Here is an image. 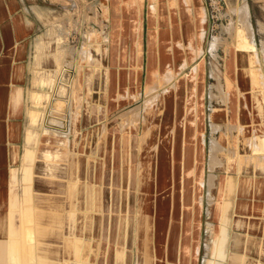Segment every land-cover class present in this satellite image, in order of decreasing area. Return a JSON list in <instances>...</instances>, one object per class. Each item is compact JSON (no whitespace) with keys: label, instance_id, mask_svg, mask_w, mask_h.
I'll use <instances>...</instances> for the list:
<instances>
[{"label":"rangeland","instance_id":"obj_1","mask_svg":"<svg viewBox=\"0 0 264 264\" xmlns=\"http://www.w3.org/2000/svg\"><path fill=\"white\" fill-rule=\"evenodd\" d=\"M203 2L207 12L204 51L202 28L205 15L198 11L194 0H185L186 6L182 1L193 28L187 37L185 46L189 56L185 60L183 47L177 46L182 34L170 31L174 28L172 18L176 19L178 29L180 27L176 1L169 7L167 0H159L158 13L163 19L171 14L172 23L167 24L161 19L160 38L156 41L154 24L152 26L149 22L151 0H144L141 84L136 89L123 83L118 88V75H112V72L118 73L115 43L122 44L123 57L119 65L122 67L130 64L131 46L125 24L115 18V14L118 17L115 0H19L20 13L30 26L26 82L29 114L23 144L25 167H34L42 129L51 126L67 128L75 145L84 128L118 123L117 199L115 188L100 182L97 169L91 174L90 181L86 179L90 182L86 185L90 190V203H96L95 208L90 205L91 211L85 213L89 216L82 217V223L89 226L88 236L98 250L97 255L102 258L107 255L106 264H110L114 242L118 245V241L121 244L131 241L129 264L136 263L138 245L134 237L139 240V235L132 234L135 211L138 210V216L139 209L150 213V208L153 217L148 220H156V224H147L150 238L155 243V264H197L198 252V264H210V260L203 262V258L205 252L208 256L210 254L211 223L217 230L220 206L217 193L221 180L227 176L225 165L236 156L259 154L260 122L263 121L264 125L263 96L259 103V93H264V85L260 83L258 71L261 68L264 77V0ZM241 2L248 6V11L249 6L251 8L255 32L249 15L245 19L234 12ZM257 19L261 20L260 23ZM37 36L43 43L39 49L33 46ZM93 44L99 47V51ZM36 60L38 65L35 66ZM169 68L173 71L164 77V82L176 79L173 83L145 88L152 74L157 70L165 73ZM36 76L38 81L34 82ZM40 80L49 82L46 91L38 87ZM253 91L254 97L250 94ZM43 93V99L36 101L37 95ZM36 116L37 120H34ZM126 135L133 138L127 136L126 140ZM230 135V141L236 135L234 155L230 154L232 150L228 147ZM181 142L185 148L190 146L194 164H181L182 159L178 163L175 158L173 161L172 151L175 156ZM74 155L77 156V151ZM173 162L181 165L178 170L176 165V169L173 168ZM194 168H197L196 180L192 174ZM173 169L179 183L182 177L186 180L184 206L178 200L180 206L177 209V222H181L183 237L179 254L177 250L170 251L176 244L168 232ZM77 189L78 179L74 178V197ZM73 207L76 211V203ZM255 234L261 237V229ZM81 238L82 234L78 236L79 240ZM221 240L215 236L213 243L218 245ZM215 252L219 256L220 250ZM250 254L255 259L256 249L252 248Z\"/></svg>","mask_w":264,"mask_h":264},{"label":"crops","instance_id":"obj_2","mask_svg":"<svg viewBox=\"0 0 264 264\" xmlns=\"http://www.w3.org/2000/svg\"><path fill=\"white\" fill-rule=\"evenodd\" d=\"M175 1L180 16V27L178 29L176 19L172 18L174 28L170 31L171 33L175 31L174 33L177 35L182 34V40L179 38L177 46L183 47L186 53L185 60H187L189 55L185 45L193 28L183 9L186 6L185 0H167L168 6L170 7ZM182 1H184V6ZM115 2L114 8H118V17L115 14V18L125 24L131 46L130 64L127 67H122L119 66L123 57L122 44L115 43L114 51L116 50L115 57L117 56L116 59H118V73L112 72V75H118V88L123 83L130 88L135 86L138 89L141 84L143 58L141 32L144 0H115ZM158 3L159 0H151L149 5V22L152 23V26L154 24L155 34L153 35L156 41L160 38V23L163 19V16L158 13ZM194 3L198 11L205 15L204 26L202 25L204 31L200 30L204 34L202 41L204 51L207 12L203 0H194ZM19 8V0H0V264H106L107 255L105 254L103 258L97 255L98 250L94 248L91 238L88 236L89 226L82 223V217L89 216L85 213L91 211L90 205L95 208L96 203H90V190L88 191L86 185H90L88 182L91 179L90 176L97 172V169L100 182L110 184L111 188L113 186L117 199L118 123L114 126L110 123L84 128L75 145L72 134L67 128L51 126L42 129L38 157L34 167H25L23 158L26 159V154L23 144L29 114L26 82L29 72L27 33L30 26L24 20ZM249 17L255 32L250 6ZM116 19L115 21H117ZM163 20L167 24L172 23L171 14L165 15ZM260 21L257 19V22L260 23ZM40 36L34 39V48L39 49L43 45L39 40ZM254 40L256 43V38ZM56 41L58 42V35ZM34 64L38 65V61L36 60ZM172 71L171 68L167 69L165 73L157 70L151 75V78H148L145 88L153 89L173 83L176 79L168 83L164 82V77L171 74ZM258 71L260 83L264 85L261 68H258ZM191 76L190 81L192 80ZM36 81H38L37 76L34 77V82ZM249 87L255 91V88ZM262 88L264 89V86ZM254 91L250 92L252 97H254ZM262 96L264 97V93H259V103ZM262 105L261 111L264 115V104ZM179 110L182 111V109ZM214 126L212 124V127ZM260 126L259 154L236 156L237 158L233 157V160L225 165L227 176L221 180L217 193L220 199L217 230L214 229L213 223L208 222L213 226V233H210L213 236L210 254L208 256L205 252L203 262L207 259L211 261V264H264L263 121L260 122ZM127 136L126 140L128 137L133 138L132 135ZM235 136H232L231 141V135L228 139L229 150H232L231 153L229 152L231 155L235 154ZM126 140L125 150L127 153ZM189 149L190 146L185 148L182 143L180 148L175 150V162L178 163L182 159L181 164H194V153ZM185 150L187 155L184 162ZM74 151H77V156L74 155ZM172 155L174 160L173 151ZM178 168L179 164L177 170ZM74 178L78 179L76 197H74ZM139 181L140 179L136 184ZM74 203L77 206L76 211L73 207ZM148 211L150 213L143 214L144 225L139 231V240L134 237L138 245L135 264H138L139 261L140 264H155V243L151 240V232L148 231L146 225V221L153 217V209L150 208ZM137 213L138 210L135 211V217H137ZM75 217L76 222L73 223ZM259 229L262 231L261 237L255 236V232ZM132 232V234L135 233V231ZM78 233L82 234L80 240ZM29 236L35 237L36 242H29ZM215 236L218 240L222 239L227 242L225 257L215 254V251L218 250V245L213 243ZM114 243L110 264H129L131 241L127 245L121 244L119 241L118 245L116 242ZM252 248H255L257 252L255 259L250 254ZM92 254H95V257H92ZM197 258L199 261V252Z\"/></svg>","mask_w":264,"mask_h":264},{"label":"bare ground","instance_id":"obj_3","mask_svg":"<svg viewBox=\"0 0 264 264\" xmlns=\"http://www.w3.org/2000/svg\"><path fill=\"white\" fill-rule=\"evenodd\" d=\"M242 3V2H241ZM234 12H235V14L237 15V14H239V15H242V17H245V19H248V15H249V11H248V6L247 5H244L243 3L240 5V6H238L236 9H234ZM249 24H250V22H249ZM250 26H251V24H250ZM251 28H252V26H251ZM194 44V43H193ZM193 44H192V42H190V45L191 46H193ZM196 45V44H195ZM93 46H94V48L97 50V51H99V47L96 45V44H93ZM194 47V46H193ZM200 51H201V48H198ZM196 51V50H195ZM96 61V60H95ZM41 81V84H39L38 85V87L40 88V89H42V91H46V89H47V87H48V85H49V82L48 83H46L45 82V80H40ZM48 95V94H47ZM38 96V99L36 100V101H38V102H40V100H42L43 99V96H45V93H43V94H39V95H37ZM49 97V96H48ZM37 102V103H38ZM40 107H41V105H39ZM36 111H34V113H35ZM32 113V112H31ZM34 115V114H33ZM39 116V115H38ZM35 117V116H34ZM33 117V118H34ZM40 117V116H39ZM34 120H37V116H36V118L34 119ZM57 122V121H56ZM36 124V123H35ZM56 125V124H55ZM182 143V142H181ZM174 144H176V143H174ZM186 155H187V152L185 151L184 152V160H185V157H186ZM174 158H175V156H174ZM174 161V160H173ZM183 161V160H182ZM174 163V165H173V167H175V165H176V163L175 162H173ZM172 163V164H173ZM172 166V165H171ZM181 165L179 164V167H180ZM176 167H177V165H176ZM172 169V168H171ZM174 169H176V168H174ZM174 169H173V172H171L172 173V192H171V211H170V213H171V215H170V222H169V230H168V232L170 233V238L172 239V242L173 243H175L176 245L175 246H173V249H171L170 251H174V250H177L178 251V254H179V250H178V248H180V244H181V241H182V231H181V229H182V227L180 226V223H178L177 222V218H178V214H177V209H178V206H180L179 205V203H178V200L180 201L181 200V202L183 203L182 205L184 206V200H183V198H184V193L186 192V180L185 179H183V177L181 178V181H180V183L177 181V176H176V173L174 172ZM197 168H194V170H192V171H194V172H192V174H194V179L196 180V170ZM177 170V169H176ZM130 177V176H129ZM179 184H180V189L177 187V186H179ZM137 189H138V183H137ZM178 188V189H177ZM177 189V190H176ZM121 197V196H120ZM121 202V201H120ZM154 204V203H153ZM129 205H130V202H129V200H128V206L127 207H129ZM121 206V205H120ZM155 207V206H154ZM173 207V208H172ZM145 208V207H144ZM156 208H157V206H156ZM149 210V209H148ZM155 210V209H154ZM182 210V209H181ZM139 211H140V214L135 218V224H134V231H135V236H137V235H139V231L141 230V227L144 225V215L143 214H145V211H143V209L141 210V209H139ZM183 211H184V208H183ZM75 213V212H74ZM182 213V217H184V213L183 212H181ZM75 215H76V213H75ZM75 221H76V219H74V221H73V223H75ZM147 222V224H149L150 222L151 223H155L156 224V220L155 221H153V220H148V221H146ZM146 224V225H147ZM182 225V224H181ZM180 227H181V229H180ZM34 234V233H33ZM192 234V233H191ZM31 235V234H30ZM192 237H193V235H192ZM28 238H30V237H28ZM35 237H32L31 236V238L29 239V242H30V240L32 241V242H36V240L34 239ZM177 241V242H176ZM121 242H124V241H121ZM35 244V243H34ZM124 244H128V242H126L125 241V243ZM28 245V244H27ZM33 247V246H32ZM175 248V249H174ZM217 248H218V250H220V254H219V256H221V257H225V253H226V249H227V242L226 241H220L219 242V244H218V246H217ZM36 253V252H35ZM35 255V254H34ZM158 255V254H157ZM169 260H170V257L168 258ZM29 261V260H28ZM170 261H172V260H170ZM211 264V263H210Z\"/></svg>","mask_w":264,"mask_h":264}]
</instances>
